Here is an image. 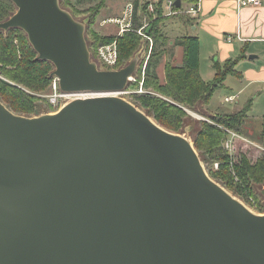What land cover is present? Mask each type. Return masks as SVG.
<instances>
[{
    "label": "water",
    "instance_id": "1",
    "mask_svg": "<svg viewBox=\"0 0 264 264\" xmlns=\"http://www.w3.org/2000/svg\"><path fill=\"white\" fill-rule=\"evenodd\" d=\"M11 1L0 30H22L62 92L94 97L37 117L0 100V264H264V214L187 136L112 96L140 60L102 70L60 0Z\"/></svg>",
    "mask_w": 264,
    "mask_h": 264
},
{
    "label": "trees",
    "instance_id": "2",
    "mask_svg": "<svg viewBox=\"0 0 264 264\" xmlns=\"http://www.w3.org/2000/svg\"><path fill=\"white\" fill-rule=\"evenodd\" d=\"M86 0H60L61 6L71 8L73 16H76L73 2ZM97 1L98 4L90 12L94 17L107 7L108 0ZM133 4L137 7L139 2ZM16 7L11 0H0V23L9 19L16 13ZM158 17L148 16L149 26L144 33L154 40V49L149 57L145 70L143 89L145 94H133L130 96L136 106L145 111L157 124L164 129L192 138L194 147L204 165L208 175L226 190L239 198L246 205L251 206L259 213H264V204H260V192L264 184V156L256 162H252L247 155L239 157V161L233 164L237 174V181L230 173L229 155L223 149V142L227 138L226 130H232L239 135H258L264 138V119L251 120L249 112L253 102L250 100L240 111L231 114H219L210 121H193L186 109L198 111L200 105H209L215 92L225 87V81L229 76L241 78L242 74L237 70L239 62L246 58L245 52L236 60H227L224 64L214 62L216 71L212 81L203 80L200 74V40L196 35L186 34L174 41L175 46L184 50V63L177 66L167 62L165 66V82H163L157 69L163 60L170 39L164 33L163 0L157 3ZM172 18L182 21L187 27H193L195 19L187 14H180ZM86 37L92 60L99 63L98 50L101 46L118 43V64L114 70L126 67L132 60L141 55L135 77L137 83H130L128 89L138 90L142 80V71L149 51V42L135 32H127L122 37L117 35H102L90 29L93 23L87 19ZM143 20L135 17L133 29L143 27ZM89 27V29H88ZM55 68L53 64L38 59V54L28 41L26 34L20 29H11L7 32L0 30V100L15 114L33 117L41 116L40 96L51 89L54 78L52 74ZM58 110V109H57ZM257 124L259 131L251 134V126ZM255 130V129H254ZM257 136V137H258ZM251 138H253L251 136ZM219 163L220 169L215 170L214 164ZM250 200H256L251 204Z\"/></svg>",
    "mask_w": 264,
    "mask_h": 264
},
{
    "label": "crops",
    "instance_id": "3",
    "mask_svg": "<svg viewBox=\"0 0 264 264\" xmlns=\"http://www.w3.org/2000/svg\"><path fill=\"white\" fill-rule=\"evenodd\" d=\"M119 1L126 5L135 0H108L112 2ZM139 3L159 0H137ZM168 1V0H163ZM176 2L177 0H172ZM259 6H247L238 10L235 0H181V9L187 10L194 4H200V13L195 19L193 27H187L182 21L180 24L186 29L182 35L175 36L179 38L186 34L196 35L200 40V74L203 80L210 82L214 79L216 71L214 62L224 64L227 60H236L242 52H245L246 58L241 60L237 70L242 74L241 78L229 76L225 81V87L221 90L227 93L224 99V105L233 104L237 107L228 111L222 106L200 105L199 111L203 115L207 114H231L240 111L239 97L244 95L245 103L250 100L254 102L256 95L264 89V0H259ZM174 28V26H172ZM169 32L172 28L169 27ZM164 33L169 37L168 46L164 60L158 66L157 73L161 80L165 82V66L167 62H172L177 66L184 63V50L180 46H175V37L168 34L167 28ZM227 36H232L228 41ZM256 56L255 59H250ZM239 84L241 90L235 92L230 86ZM234 96L235 101L228 103L226 99ZM213 100V98H212ZM244 103V104H245ZM245 104V105H246ZM244 105V106H245ZM253 106V105H252ZM251 120L261 121L255 115L249 112Z\"/></svg>",
    "mask_w": 264,
    "mask_h": 264
},
{
    "label": "built area",
    "instance_id": "4",
    "mask_svg": "<svg viewBox=\"0 0 264 264\" xmlns=\"http://www.w3.org/2000/svg\"><path fill=\"white\" fill-rule=\"evenodd\" d=\"M159 1H149L144 3H139L136 7L133 3L128 4V7L125 12V16L123 20H114L109 21L111 23L117 24L120 26L118 37H122L127 32H135L138 35L142 36L146 41L149 42V51L147 58L145 60L143 71H142V80L140 81V88L136 91L131 89H126L123 92L112 94V96L116 97H130L133 94H145L147 93L143 89L144 84V78H145V70L147 63L149 61V57L154 49V40L152 37L146 35L144 33V29H146L150 22L148 21V16H153V19H156L158 17V10H157V3ZM236 6L238 10H240L243 7L247 6H259L261 5V2L259 0H235ZM163 18H172L174 16L180 15V14H187L192 17H197L200 13V4H194L189 9L183 10L181 8H177L175 5V2L172 0L163 1ZM140 18L143 21V27L135 30L133 29V22L134 18ZM227 40L231 41L232 36H227ZM98 59L99 62H102L103 66L106 68L104 70H114L116 65L118 64V43L117 41H114L112 44L101 46L98 50ZM138 80L135 77H131L129 79L130 83H137ZM51 93L43 96V98H46L48 104L52 106L53 108L60 107L67 103H70L73 100L76 99H86L90 97H94L92 94H75V93H64L61 91L59 87V80L54 77L53 84L51 87ZM235 101V97L231 96L226 99V102L231 103ZM61 107V108H62ZM227 138L223 142V149L224 151L229 155L230 159V173L234 177L235 181H237L238 177L236 172L233 169V164H236L239 161V150L241 144H245L246 147H253L254 150H256V158L254 162H256L259 158L264 156V147L256 144L254 142L249 141L248 139L242 137L237 132L232 130H226ZM214 169L219 170L220 164L216 163L214 164Z\"/></svg>",
    "mask_w": 264,
    "mask_h": 264
},
{
    "label": "rangeland",
    "instance_id": "5",
    "mask_svg": "<svg viewBox=\"0 0 264 264\" xmlns=\"http://www.w3.org/2000/svg\"><path fill=\"white\" fill-rule=\"evenodd\" d=\"M61 4V3H60ZM98 4L97 1H82L80 3L78 2H73V4L71 5V7H73L75 13H77L76 16H73L71 8H64L63 9L67 10L68 12H70L72 14V16L79 22L83 23L86 26V32H87V19L90 18L91 21L93 22L90 26V29L95 30L96 32H98L99 34L102 35H106V36H110V35H118L119 31H120V26L114 23H111L109 21H114V20H123L124 16H125V12L126 9L128 7V5L125 6V4L123 2H119V1H115L112 2V4L110 2H106L107 7L102 9L99 13V15H97L96 17H94L92 15V13L90 12V9H94L96 7V5ZM174 26V28L172 27ZM169 27L172 28V32H169ZM164 28H167L168 34L169 36H173L175 37L177 35L180 36L182 35V33H184V31L186 30L183 25L180 24V20L177 18H169L167 20L164 21ZM89 29V27H88ZM176 38V37H175ZM87 40V37H86ZM88 42V41H87ZM144 56V53L142 51L141 55H139L138 57H136L135 59H141V57ZM164 60V59H163ZM99 68L104 70L106 69L102 62L97 63ZM214 67V64L213 66ZM161 79V78H160ZM231 89H233L235 92H239L241 90V87L239 84H234L232 86H230ZM51 89L47 90L46 93L39 95L40 96V101L37 103L41 110L40 113L42 115L44 114H55L57 113L62 106L57 107V108H53L52 106H50L46 100V98H43V96H46L48 94L51 93ZM262 92L260 94H257L255 97L256 99L253 102V106L251 108V114L255 115L257 118L259 119H264V89L261 90ZM227 96V93L221 89L217 90L213 96V102H212V106L216 107V106H224L223 109H226L228 111H232L234 110L237 106L233 105V104H226L224 105V99ZM124 99H126L127 101L131 102L132 104H135L134 100L131 97H123ZM239 101H240V106L239 107H244L245 103V98L244 95L241 97H239ZM245 103V104H244ZM68 104V103H67ZM66 105V104H65ZM63 105V107L65 106ZM62 107V108H63ZM200 108V107H199ZM198 108V111H190L186 109L187 114L190 116L191 120L193 121H207V120H211L214 117H217L219 114H205L203 115L202 113H200ZM58 109V110H57ZM141 109V108H139ZM143 112H145L143 109H141ZM20 116H25V115H20ZM28 117V116H25ZM33 117H37L36 114L33 115ZM251 134H253L254 132L256 133V131H259V126H257V124H253L251 127ZM255 129V130H254ZM185 136H187L186 134H184ZM246 136H243L244 138L248 139L251 142H254L256 144H259L261 146L264 147V138L262 136H256V135H250L248 133L245 134ZM251 136L253 138H251ZM188 137V136H187ZM188 139L193 143L192 138L188 137ZM239 157L243 154L247 155L248 158L254 162L255 158H256V150L253 149V147L249 146L246 147L245 144H241L240 146V150L238 153ZM204 167L206 168V165H204ZM260 193V204H264V196H263V192H264V184L262 185V187L258 190ZM233 195V194H232ZM239 199V198H237ZM240 200V199H239ZM242 202V200H240ZM251 204L255 205L256 204V200H250ZM244 203V202H242ZM245 204V203H244ZM246 205V204H245ZM248 208H250L254 213L256 214H264V213H259L256 210H254V208H252L251 206L246 205Z\"/></svg>",
    "mask_w": 264,
    "mask_h": 264
},
{
    "label": "bare ground",
    "instance_id": "6",
    "mask_svg": "<svg viewBox=\"0 0 264 264\" xmlns=\"http://www.w3.org/2000/svg\"><path fill=\"white\" fill-rule=\"evenodd\" d=\"M222 186V185H221ZM232 194V193H231ZM237 198V197H236Z\"/></svg>",
    "mask_w": 264,
    "mask_h": 264
}]
</instances>
